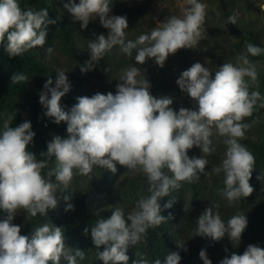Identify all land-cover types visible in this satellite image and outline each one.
<instances>
[{"label":"clouds","instance_id":"clouds-1","mask_svg":"<svg viewBox=\"0 0 264 264\" xmlns=\"http://www.w3.org/2000/svg\"><path fill=\"white\" fill-rule=\"evenodd\" d=\"M186 4L182 17L172 16L149 34L126 41L127 18L109 16L111 0H79V3L67 0L64 8L74 22H80L82 29L96 17L109 29L107 38L100 34L89 42L91 59L81 66V72L92 70L94 62L116 46L130 57L135 50L136 65L154 59L160 67L170 54L183 48L195 49L205 31L206 5L200 0H186ZM228 21L235 25L237 15L229 16ZM55 23L49 19L47 8L22 10L18 0H0V45L9 57L43 47L47 27ZM246 49L251 56L264 53V48L252 43H247ZM46 52L51 54L53 48H47ZM108 71L106 68L105 72ZM65 73L57 69L55 87H50L53 81L49 77L39 95V102L47 109L45 115L57 125L66 123L68 133L67 138L53 136L47 151L41 153L46 159L38 160L27 150L35 136L30 122L13 128L5 121L0 133V210L6 213L0 219V264H61L62 260L79 264L85 260L84 250L65 243L62 227L46 223L36 227L30 236L21 235V226L13 220L21 210L27 218L38 214L48 216L61 199L66 202L65 212L74 210L72 197L66 194L70 193L74 174L88 176L91 181L94 166L115 174L119 164L132 172L143 173L150 193L136 202L126 218L123 210L116 208L110 218H100L91 228L83 229L85 236L90 231L96 259L102 264H128L129 247L140 243L148 229L172 218L161 215L160 200L172 190L180 189L182 182L193 183L201 174L223 172L222 194L230 204L252 194L254 189L249 181L255 157L239 141L250 128L244 123L245 118L251 117L258 107L264 108V96L259 91H249L257 85L258 72L247 56L239 57L236 65L223 63L214 75L199 62L183 71L176 83L197 107L194 110L181 107L178 112L171 107V97L157 98L150 93V82L141 68L134 65L123 70L115 94L98 92L91 97H77V103L66 111L60 104L70 90ZM11 80L26 82L28 77L18 72ZM214 134L225 138L226 151L220 166L205 171L208 161L204 155L190 158L188 151L195 146L202 154L212 153ZM53 158L54 166L49 168ZM45 168L48 171L42 174ZM165 169L172 175H167ZM58 191L62 193L60 200ZM173 203L174 200H169L163 207L171 208ZM196 225L193 237L218 242L227 234L230 241L240 242L248 220L246 215L237 213L225 223L209 206ZM177 246L187 251L185 243ZM199 258L203 264H212L205 249H201ZM180 260L178 252L166 256V264H179ZM132 264L149 262L141 257ZM153 264H161L160 259ZM219 264H264V248L249 244L243 254L233 252Z\"/></svg>","mask_w":264,"mask_h":264},{"label":"rangeland","instance_id":"rangeland-1","mask_svg":"<svg viewBox=\"0 0 264 264\" xmlns=\"http://www.w3.org/2000/svg\"><path fill=\"white\" fill-rule=\"evenodd\" d=\"M47 1L54 3L58 10L73 19L64 8L67 0ZM18 2L22 10L28 9L27 3L20 0ZM75 2L79 3V0ZM200 2L206 5V18L203 25L205 31L202 39L195 49L183 48L175 54H170L163 67L158 66L154 59H148L143 65H136L135 50L130 57L120 52L119 46H116L101 60L94 62L95 67L92 70L82 73L81 66L91 59L89 42L100 34L107 38L109 33V29L101 25L99 17L89 22L94 27L91 32H77L79 39L75 41L76 55L68 53L64 48L60 32L46 40L43 47H36L30 51L36 55V61L83 78V96L89 97L98 92L115 94L116 85L119 83L123 70L133 65L140 67L151 84L150 93L157 98L171 97L173 99L171 107L177 112L181 107L193 110L197 107L196 103L182 92L176 83L183 71L199 62L209 68L214 75L223 63L236 65L239 63V57L247 56L251 62L256 64L258 72L257 85L251 87L249 91H259L264 96V59L252 58L246 46L241 44L242 37L231 29L234 27L237 30L250 31L259 43L264 45V10H262L264 0H225L226 4H222L221 0H200ZM186 7H188L186 0H111L109 16H125L128 21L125 40L134 41L141 34H149L154 28L162 26L172 16L182 17ZM232 15H237L235 25L228 21V17ZM49 47L53 48L51 54L46 52ZM106 68L109 69L108 72H105ZM54 85L55 82L50 87ZM60 104L66 111L71 109L66 103L60 102ZM5 121H9V116L0 114V122ZM244 123H248L250 128L245 138L239 142L252 153L264 142V108L258 107L251 117L245 118ZM2 132L0 130V133ZM50 138L53 139V136L51 135ZM211 139V147L215 149L212 153L202 154L195 146L188 151L190 158L204 155L208 161L205 171L220 166L226 151L224 137L214 134ZM168 173L172 175L171 172ZM90 175L91 181L88 176L74 174L71 188L84 196L97 213H109L120 208L127 216L140 198L150 195L144 174L132 172L119 164H117L115 174L105 168L94 166ZM223 181V172L208 176L201 174L199 180L193 183L182 182L181 188L176 190L185 209V218L191 221V224L182 225L183 228H188L180 232L179 243H185L187 249L199 248L191 264H203L199 258L201 249L206 250L212 264H219L226 255L233 252L243 254L249 244L260 247L264 245V222L263 227L257 233L250 227L252 223L264 217V185L256 198H241L230 204L222 194ZM209 206L213 207L214 212L219 213L225 223L237 213L247 216L248 225L242 233L240 242L230 241L227 234L218 242L207 237H193L198 217ZM5 216L6 213L0 210V219ZM30 218H27L26 213L21 210L17 213L13 223L22 228L30 221ZM225 248L228 249L227 253Z\"/></svg>","mask_w":264,"mask_h":264},{"label":"trees","instance_id":"trees-1","mask_svg":"<svg viewBox=\"0 0 264 264\" xmlns=\"http://www.w3.org/2000/svg\"><path fill=\"white\" fill-rule=\"evenodd\" d=\"M20 1L27 3L29 6L28 9L31 8L34 11H39L44 8L48 9L49 19L55 20L56 23L48 25L46 40L52 38L57 32H60V38L64 48L72 55H76L75 41L79 39L77 32H91L94 28L89 23L86 29H82L80 22H74L69 15L62 13L55 7L54 3L47 0ZM221 2L222 4H226L225 0H221ZM231 29L242 37L241 44L246 46L247 43H252L264 48V45L259 43L252 32L237 30L234 27ZM251 57L264 59V53ZM18 72L27 75L28 81L12 83L11 77ZM65 74L70 83V90L61 98L60 102L72 107L77 103V97L83 96L84 79L68 74L67 72ZM49 77L53 82L56 81L57 68L36 61V55L30 50L21 56L9 57L3 45L0 46V114H5L12 118L8 122L9 126L13 128L25 121L31 123V130L35 133V136L28 145L27 150L35 154L38 160L46 159L41 153L47 151V144L52 140L50 138L51 135H58L63 138H67L68 136L66 123L61 122L59 125L54 123L53 118L45 115L47 109L39 102V95L44 90V84ZM0 130H4L3 122H0ZM252 154L255 157V165L249 183L254 190L245 199L259 196L264 185V142ZM52 164H54V158L52 161H49V168L53 166ZM47 171L48 168H45L42 170V174H46ZM164 171L169 175L167 169ZM68 191L70 193L66 194L71 195L70 203L73 204L74 210L65 212L66 202L61 199L62 193L58 191L57 199H61L58 207L50 210L48 216H40L38 214L34 218L31 217L30 221L21 228V235L30 236L36 227L46 223H53L64 229L65 243L68 246L78 247L85 251L86 258L80 261L79 264H102L101 261L96 259V249L93 245L90 231L85 236L83 229L85 227L91 228L100 218H110L112 212L97 213L95 209L91 208L86 198L80 195L78 191L73 190L71 186ZM169 200H174V203L171 208L165 209L163 205ZM160 204L162 209L161 215L165 217L171 215L172 218L163 222L158 227L148 229L147 235L140 243L134 247H129L127 251V255L129 256L128 264H132L134 260H138L141 257L146 259L149 264H153L156 259H160L161 264H166V256L172 252H178L181 256L179 264H191L192 258L198 253L199 248H190L184 251L177 246L180 232L188 228H183L182 225L191 224V221L185 218V209L176 190H172L169 196L161 198ZM263 220L264 217L262 220L252 223L250 225L251 230L253 229L257 233L263 227ZM261 248H264V245ZM61 264H67V262L62 260Z\"/></svg>","mask_w":264,"mask_h":264}]
</instances>
